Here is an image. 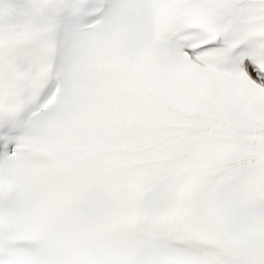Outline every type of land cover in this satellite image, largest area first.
I'll list each match as a JSON object with an SVG mask.
<instances>
[{
	"label": "snow or ice",
	"instance_id": "snow-or-ice-1",
	"mask_svg": "<svg viewBox=\"0 0 264 264\" xmlns=\"http://www.w3.org/2000/svg\"><path fill=\"white\" fill-rule=\"evenodd\" d=\"M0 264H264V0H0Z\"/></svg>",
	"mask_w": 264,
	"mask_h": 264
}]
</instances>
